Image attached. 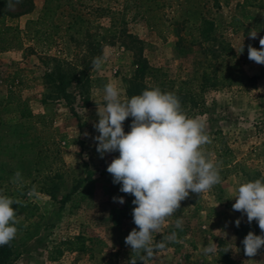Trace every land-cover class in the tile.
<instances>
[{
	"label": "rangeland",
	"instance_id": "1",
	"mask_svg": "<svg viewBox=\"0 0 264 264\" xmlns=\"http://www.w3.org/2000/svg\"><path fill=\"white\" fill-rule=\"evenodd\" d=\"M44 1L12 0L15 6L9 8L8 0H0L6 12L0 23L13 29L12 48L0 53V189L25 206L24 211L12 206L20 223L8 264H128L125 238L136 227L134 197L121 193L107 172L119 152L101 159L91 137L99 135L93 124L99 119L96 103H105L104 86L115 84L124 100L141 58L176 90L197 94L194 114L206 121L212 141L203 151L221 175L220 184L202 198L190 192L165 220L154 240L176 232L179 242L166 243L148 264H225L217 256L220 240L225 251L231 249L230 264H264V247L249 258L242 244L250 231L261 235L258 223H247L246 215L232 208L238 187L264 176V65L248 59V46L259 49L254 42L264 37V0H156L158 6L147 12L143 0L65 6L53 20L52 46L31 39L30 22L42 16ZM78 16L83 21L69 30ZM201 17L215 22L212 41L178 47L181 37L192 41L183 24ZM252 29L256 39L248 35ZM128 35L143 41L141 54ZM221 40L235 50V82L200 90L201 62ZM95 57L105 58L99 70L92 69ZM55 72L69 79L68 97L49 78ZM23 112L32 116L23 118ZM124 129L131 130L125 122ZM17 170L19 185L12 183ZM114 196H124L125 203L113 202ZM180 218L182 231L175 228ZM77 238L72 250L63 245ZM209 242L216 244L215 254L204 253Z\"/></svg>",
	"mask_w": 264,
	"mask_h": 264
},
{
	"label": "clouds",
	"instance_id": "2",
	"mask_svg": "<svg viewBox=\"0 0 264 264\" xmlns=\"http://www.w3.org/2000/svg\"><path fill=\"white\" fill-rule=\"evenodd\" d=\"M19 3L20 0H15V4ZM7 6L15 5L8 0ZM248 35L256 39L258 32L252 29ZM259 44V49L248 46V59L264 65V37L259 38ZM236 51L243 53L244 45ZM104 59L95 57L92 69L99 70ZM103 91L105 103H96L99 119L93 124L99 135L91 138L96 142L101 159L106 154L119 152L108 165L107 172L114 184L121 185V193L134 197L132 222L136 227L125 238L126 246L131 249L128 264H148L166 243L179 242L176 232L154 240L165 220L180 209L190 192L202 198L203 193L220 184V169L203 151L202 146L212 142L206 121L199 116L189 117L174 92L155 87L122 100L121 90L112 82L107 83ZM130 117L131 130L126 133L124 122ZM84 135L90 136L87 132ZM22 179L17 170L12 183L19 185ZM112 199L121 205L125 203L124 196ZM14 204L21 206L19 199L0 189V246L9 245L16 238L20 219L12 207ZM232 208L246 215L247 223L256 221L261 229V235L250 231L242 241L244 255L255 257L264 247V176L241 184ZM240 224L241 219H237L236 227ZM175 228L183 230L182 218L176 220ZM215 251L214 242L204 248L206 255L215 254Z\"/></svg>",
	"mask_w": 264,
	"mask_h": 264
},
{
	"label": "trees",
	"instance_id": "3",
	"mask_svg": "<svg viewBox=\"0 0 264 264\" xmlns=\"http://www.w3.org/2000/svg\"><path fill=\"white\" fill-rule=\"evenodd\" d=\"M95 0H45L44 8L42 16L37 21H32L30 24L35 25V28L31 30V39L35 40L37 43L47 44L48 46L53 45L54 39V26L53 20L57 14V11L64 8L65 6H69L74 10L75 5H89L93 3ZM100 2L99 0H97ZM146 3V6H149L145 11H151L154 7L158 6V2L156 0H143ZM141 6V5H136ZM145 6V5H142ZM6 12H2V8H0V18L3 19L5 17ZM82 18L78 16L76 18V23L69 28L72 30L74 26L78 23L82 22ZM0 53L7 52L12 48V42L8 40V34L13 30L12 28L5 25V23H0ZM215 22L209 18L201 17L197 20L193 21L191 26H187V24H183V31L186 36H191L192 41L189 44H186L188 41L181 37L177 41V46L180 48H184L186 46H204L205 44H209L212 41V36L215 31ZM3 28V29H2ZM17 30V29H16ZM125 33V32H124ZM130 39V44L132 47H138L140 54L142 52V44L143 41L139 40L137 37L132 35L127 36ZM185 43V44H184ZM255 45H259V43L254 42ZM95 53L99 55L100 47L93 46ZM235 57V50L233 47L226 42L225 40H221L217 46L212 50L211 54H206L204 60L201 62V72L199 74V89L207 90L212 88L219 87H230L235 82L234 76V66L232 64V59ZM141 58V56H140ZM141 66H138L137 72L135 75L130 78L129 86L127 89V96L124 100L130 99L132 96L139 95L145 89H151L155 87H159L162 91L165 92H174L179 98L180 101L187 112L189 117H195L194 111L198 109L200 102L198 100L197 94L194 91L188 90H176L171 83L164 78V76H157V73L154 72L153 68L148 66V63L141 58L138 61ZM52 82L58 83L57 87L61 93L66 95V87L69 83V79L67 76L56 73L49 75ZM50 81V80H49ZM67 96V95H66ZM68 97V96H67ZM23 118L31 117L32 113L28 112V116L23 112L21 114ZM132 118L130 117L125 121L126 126L131 125ZM26 193L22 195V198L26 197ZM16 209L20 208V211L25 210L24 204L21 202V206H14ZM80 238H77L74 241H68L64 243V246H67L68 250H72L73 246L79 242ZM13 254V242L9 245L0 246V264H8ZM61 254V252H60ZM218 257H222V260L225 264H230L229 255L224 250V241L220 240L218 242ZM219 261V260H218Z\"/></svg>",
	"mask_w": 264,
	"mask_h": 264
}]
</instances>
